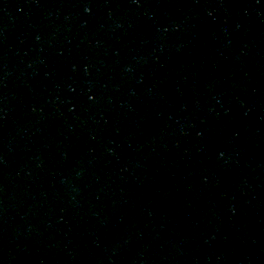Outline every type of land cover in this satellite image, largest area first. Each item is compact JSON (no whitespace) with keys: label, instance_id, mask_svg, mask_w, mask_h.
Listing matches in <instances>:
<instances>
[{"label":"water","instance_id":"1","mask_svg":"<svg viewBox=\"0 0 264 264\" xmlns=\"http://www.w3.org/2000/svg\"><path fill=\"white\" fill-rule=\"evenodd\" d=\"M0 264H264V0H0Z\"/></svg>","mask_w":264,"mask_h":264}]
</instances>
